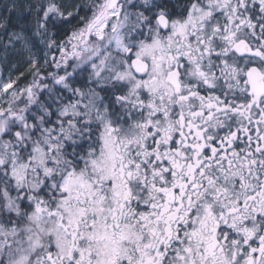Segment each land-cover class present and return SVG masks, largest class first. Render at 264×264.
Listing matches in <instances>:
<instances>
[{"label": "snow or ice", "instance_id": "6c2138e0", "mask_svg": "<svg viewBox=\"0 0 264 264\" xmlns=\"http://www.w3.org/2000/svg\"><path fill=\"white\" fill-rule=\"evenodd\" d=\"M0 264H264V0H0Z\"/></svg>", "mask_w": 264, "mask_h": 264}]
</instances>
